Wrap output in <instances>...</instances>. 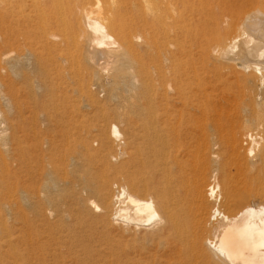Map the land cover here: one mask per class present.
I'll return each mask as SVG.
<instances>
[{"label":"bare ground","instance_id":"obj_1","mask_svg":"<svg viewBox=\"0 0 264 264\" xmlns=\"http://www.w3.org/2000/svg\"><path fill=\"white\" fill-rule=\"evenodd\" d=\"M1 89L30 251L264 264V0H0Z\"/></svg>","mask_w":264,"mask_h":264},{"label":"rangeland","instance_id":"obj_2","mask_svg":"<svg viewBox=\"0 0 264 264\" xmlns=\"http://www.w3.org/2000/svg\"><path fill=\"white\" fill-rule=\"evenodd\" d=\"M64 81L68 82L69 80L61 79L59 81L60 83L57 84L58 88L56 87L58 90H61L62 86H66ZM2 91H0V94L4 93L5 89ZM91 92L98 95L99 97L104 96V91H102V87L100 85L91 86ZM72 95L76 99H80L79 93L72 92ZM2 103L4 102L0 98V110H4ZM80 108L82 110H86L84 107ZM1 118H3L5 126H7L9 129L7 134L10 133V135H8V146L10 149L8 155H5V157L8 167L7 176L9 177L10 184V189L7 191H13V193H8L12 194L13 197L10 199V208L12 209L10 214L11 220L8 219L6 225L0 227V264H88L86 260H82L80 258L75 259L72 255L66 254L64 252V248H61L62 252L60 253L57 251V249L53 250L52 247L40 249L38 252L37 249H35L36 243L34 241V250L30 251L27 248V226L23 222L24 220L22 217V211L25 210V205L22 202L19 193V189L21 188L23 182H25V176L23 174L24 164L20 158L18 159V154H20L21 148L24 144V133L22 129L23 120L22 115H19L16 110H12L7 118L4 116V114H1ZM0 149L2 150V148ZM1 152L4 154L3 150ZM14 205H16L20 210ZM0 212L2 214L5 213V208L0 207ZM12 216L16 217L12 220ZM50 219L51 218H49V220Z\"/></svg>","mask_w":264,"mask_h":264}]
</instances>
